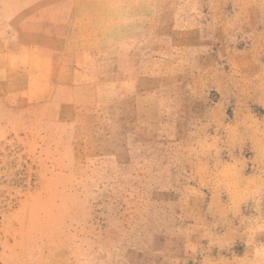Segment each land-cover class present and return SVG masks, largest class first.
Segmentation results:
<instances>
[{"label":"rangeland","instance_id":"obj_1","mask_svg":"<svg viewBox=\"0 0 264 264\" xmlns=\"http://www.w3.org/2000/svg\"><path fill=\"white\" fill-rule=\"evenodd\" d=\"M0 264H264V0H0Z\"/></svg>","mask_w":264,"mask_h":264}]
</instances>
